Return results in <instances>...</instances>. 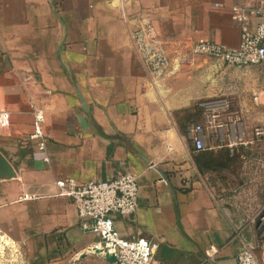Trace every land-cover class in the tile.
<instances>
[{
	"label": "crops",
	"instance_id": "0c3cea01",
	"mask_svg": "<svg viewBox=\"0 0 264 264\" xmlns=\"http://www.w3.org/2000/svg\"><path fill=\"white\" fill-rule=\"evenodd\" d=\"M259 1L0 0V153L17 176L0 180V264H109L90 251L98 236L81 228L55 181L128 172L139 209L114 216L115 228L156 242L162 264H237L244 245H259L264 135L254 131H264V84L253 67L189 55L200 39L236 48L231 7ZM144 21L174 67L160 91L132 44ZM37 113L41 138L32 137ZM195 126L203 151L189 137Z\"/></svg>",
	"mask_w": 264,
	"mask_h": 264
},
{
	"label": "built area",
	"instance_id": "2783aa9c",
	"mask_svg": "<svg viewBox=\"0 0 264 264\" xmlns=\"http://www.w3.org/2000/svg\"><path fill=\"white\" fill-rule=\"evenodd\" d=\"M231 20L239 29V44L236 48L213 43L204 39L196 41L189 49L191 58L197 56L213 58L227 66L256 67L264 64V0H260L256 7L233 5L231 7ZM133 47L148 71V85L154 90H162L164 81L171 75L170 64L164 43L159 39L151 23L142 22L132 32ZM179 59V58H178ZM175 63H180L178 61ZM176 68L178 66L174 64ZM257 101V96L253 95ZM210 117H208L209 119ZM237 120V119H236ZM236 120L229 121L227 133L229 147L235 148L241 140L238 134ZM41 113L35 115L33 138H41ZM0 124L7 125V115H0ZM264 135L262 128L254 131L259 139ZM189 137L194 143L196 151H203L205 145L202 140V128L199 126L189 129ZM40 144L39 150H43ZM43 161H48L43 158ZM57 195L69 199L80 220L83 230H91L99 241L94 248L107 251L114 256L113 264H162L156 255L159 245L156 242L136 237L123 238L114 225V216L131 217L139 209V187L136 177L128 172L108 181H91L78 184L73 179H60L55 181ZM36 196L24 195L22 199H35ZM260 227V243L257 247L244 245L237 258V264H264V206L257 214ZM2 239L0 238V261L7 262L2 253ZM215 251L210 249L207 253L212 255ZM9 264L14 262L9 261Z\"/></svg>",
	"mask_w": 264,
	"mask_h": 264
},
{
	"label": "water",
	"instance_id": "95a60500",
	"mask_svg": "<svg viewBox=\"0 0 264 264\" xmlns=\"http://www.w3.org/2000/svg\"><path fill=\"white\" fill-rule=\"evenodd\" d=\"M16 177L17 176L12 165L0 153V180L8 181L11 179H15ZM93 253L95 255L101 256L109 264H113L116 261L115 257L110 255L107 251L102 252L101 250L94 248Z\"/></svg>",
	"mask_w": 264,
	"mask_h": 264
},
{
	"label": "rangeland",
	"instance_id": "374dc122",
	"mask_svg": "<svg viewBox=\"0 0 264 264\" xmlns=\"http://www.w3.org/2000/svg\"><path fill=\"white\" fill-rule=\"evenodd\" d=\"M253 68L258 73L257 76H258V80H259L260 84H264V67L263 66H258V67H253ZM235 73L241 74V71H234L232 74H235ZM238 94H239V91H238ZM235 96H236V94H233V96H231V95L230 96H227V99L225 98L226 97L225 96L224 99H226L228 101V103H230L232 97L234 99ZM232 112H235V111H232ZM259 115L260 116H264V111H261L259 113Z\"/></svg>",
	"mask_w": 264,
	"mask_h": 264
}]
</instances>
